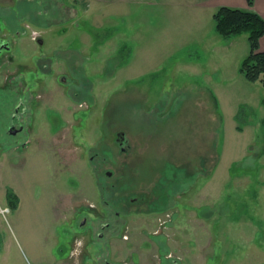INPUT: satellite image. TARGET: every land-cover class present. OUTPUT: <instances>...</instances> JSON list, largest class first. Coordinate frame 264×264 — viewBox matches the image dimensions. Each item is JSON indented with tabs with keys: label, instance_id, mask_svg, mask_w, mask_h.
<instances>
[{
	"label": "rangeland",
	"instance_id": "374dc122",
	"mask_svg": "<svg viewBox=\"0 0 264 264\" xmlns=\"http://www.w3.org/2000/svg\"><path fill=\"white\" fill-rule=\"evenodd\" d=\"M95 2L50 47L0 32V89L28 121L23 147L0 145V264H53L79 208L121 234L106 241L117 264H264V88L239 73L247 36H218L184 0ZM90 24L108 39L97 49L79 37ZM60 44L79 50L58 54L79 68L75 88L50 58Z\"/></svg>",
	"mask_w": 264,
	"mask_h": 264
},
{
	"label": "crops",
	"instance_id": "0c3cea01",
	"mask_svg": "<svg viewBox=\"0 0 264 264\" xmlns=\"http://www.w3.org/2000/svg\"><path fill=\"white\" fill-rule=\"evenodd\" d=\"M198 2H194L192 0H184L189 6H197L199 5L200 8L208 9L209 16L213 19V15L219 7H229V8H236V9H248L246 0H197ZM112 0H108V2L103 3L104 7L109 6ZM94 3V4H92ZM109 3V4H108ZM101 4V5H103ZM92 5L96 6L99 5L95 2V0H0V25L3 26L2 34L8 35V38L22 39L19 47H22L23 41L30 40L31 45H34V41L31 40V33H38L40 35V39L45 43V47H50L48 44V40L53 37L54 32L57 29H69L72 23L77 21L80 22V17L82 15L83 7L92 8ZM252 10L256 12L261 18L264 19V0H254ZM102 14L105 10H100ZM106 14V12H105ZM12 24V25H9ZM65 29L61 33H65ZM95 31L100 32L99 29L93 27L91 24L89 26H84L79 33V37L83 38L81 33H86L85 35L91 36V42L93 43L94 49H97L99 46L103 45L108 41L105 38L103 44H99L102 40L100 35V39L96 36ZM25 33V34H24ZM1 38V37H0ZM26 38V39H25ZM60 38V37H59ZM235 38V37H234ZM25 39V40H24ZM57 39V37H56ZM231 39V38H230ZM59 40V39H57ZM236 40V39H232ZM82 42V41H81ZM83 43V42H82ZM30 47V51H33ZM65 49V50H64ZM80 47V51H82ZM75 52L79 54L78 51H74L69 47H66L64 44H60L59 46H53L52 51H48L50 53V58L55 60V56L61 58L64 63L66 64L67 68L74 74V71H79L78 67H74V60L71 61V58H64L58 55L60 52L66 54L67 52ZM259 51L264 52V36L259 41ZM24 57H28L31 59H24L23 63L31 62V64L35 63L36 59L42 60L41 55H31V54H24ZM43 55V54H42ZM14 57V56H13ZM87 60L90 57H86ZM86 58L83 61H86ZM70 65H69V63ZM84 62H82L84 64ZM81 65V59L80 63ZM78 64V65H79ZM263 241L264 238L261 237Z\"/></svg>",
	"mask_w": 264,
	"mask_h": 264
},
{
	"label": "flooded vegetation",
	"instance_id": "af4514ba",
	"mask_svg": "<svg viewBox=\"0 0 264 264\" xmlns=\"http://www.w3.org/2000/svg\"><path fill=\"white\" fill-rule=\"evenodd\" d=\"M35 37V43L38 44L42 42L40 35ZM10 48L11 46L8 43V40L6 41L0 38V58L3 52H8ZM41 61L42 60L40 59H36L35 64L40 63ZM39 70H47L46 64L40 65ZM80 74V72L74 71L73 84V81L67 80L65 76H60L59 80L63 82V84L71 87L74 86L73 88H75L76 80L81 78ZM7 88L9 87L0 89V145H7L9 149H20L25 143L22 139L25 138V126L28 122L25 118L27 115V109L22 97H20L15 90H13L14 93L10 94L12 95V98L8 97L9 95L7 96V94H9L8 92H5ZM77 214L78 215L74 217L72 216L71 219L66 222L64 229L56 237L57 247L54 254L55 261L53 260V264H117L111 261V242L108 246L106 241H111L113 238L114 240H118V236L121 234L118 235L117 229H112V227H109L110 224L108 223L103 224L100 220L96 221L94 219L93 221H90L84 212L81 211V208H79ZM117 214L118 213H116V215ZM96 224L98 228H96ZM109 229L110 233H113L110 234V236H107L108 239H106L105 232ZM157 237H159V235H157ZM59 238L61 241H59ZM120 238H122V236H120ZM104 245L105 247H102ZM131 257L132 259H130V261H134L133 254H131ZM170 258L171 255L169 256V259ZM131 264L136 263L132 262ZM172 264L177 263L174 262Z\"/></svg>",
	"mask_w": 264,
	"mask_h": 264
},
{
	"label": "trees",
	"instance_id": "16d2710c",
	"mask_svg": "<svg viewBox=\"0 0 264 264\" xmlns=\"http://www.w3.org/2000/svg\"><path fill=\"white\" fill-rule=\"evenodd\" d=\"M253 1L246 0L248 9L219 7L213 15L214 31L225 39L247 36L249 52L240 64L239 73L247 82L258 83L264 88V52L259 51V41L264 36V19L252 10ZM244 112L242 107L238 111L236 120L240 123L243 122ZM260 125L264 130V119L260 121ZM262 153L264 154V134ZM5 198L10 210L15 211L19 205L15 193L8 189Z\"/></svg>",
	"mask_w": 264,
	"mask_h": 264
},
{
	"label": "built area",
	"instance_id": "2783aa9c",
	"mask_svg": "<svg viewBox=\"0 0 264 264\" xmlns=\"http://www.w3.org/2000/svg\"><path fill=\"white\" fill-rule=\"evenodd\" d=\"M98 1H106V0H98Z\"/></svg>",
	"mask_w": 264,
	"mask_h": 264
},
{
	"label": "water",
	"instance_id": "95a60500",
	"mask_svg": "<svg viewBox=\"0 0 264 264\" xmlns=\"http://www.w3.org/2000/svg\"><path fill=\"white\" fill-rule=\"evenodd\" d=\"M120 142V141H119Z\"/></svg>",
	"mask_w": 264,
	"mask_h": 264
}]
</instances>
